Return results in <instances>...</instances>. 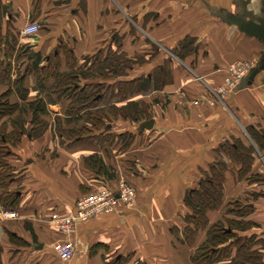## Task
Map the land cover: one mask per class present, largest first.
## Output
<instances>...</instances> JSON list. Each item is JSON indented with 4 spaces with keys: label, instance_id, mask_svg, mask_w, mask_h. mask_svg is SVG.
Wrapping results in <instances>:
<instances>
[{
    "label": "crops",
    "instance_id": "1",
    "mask_svg": "<svg viewBox=\"0 0 264 264\" xmlns=\"http://www.w3.org/2000/svg\"><path fill=\"white\" fill-rule=\"evenodd\" d=\"M243 11L251 19L263 16L264 0H0L3 42L8 37L15 50L29 49L22 69L37 56L44 60L41 65L59 61L64 72L68 55L78 67L98 49L115 50L117 44L129 58L143 60L130 69L129 79L167 74L160 89L118 103L146 104L153 121L150 130H140L143 119L118 117L108 123L111 135H132L126 146L116 136L61 144L49 123L39 137L26 135L11 149L8 162L15 175L9 188L18 195V217L0 221L4 264H108L120 258L126 259L123 264H194L191 255L206 231L199 229L186 241L184 218L190 211L184 197L216 162L225 165L224 191L220 208L206 213L208 222L230 217L228 203H250L255 209L245 219L258 227L238 234L264 239V178L249 179L264 175V71L244 82L248 73L236 90L209 104L228 66L259 64L261 42L235 24L248 21ZM32 22L41 26L39 34L23 38L22 30ZM185 38L190 50L181 59L176 52ZM33 99L30 94L28 101ZM67 104L56 100L46 107L62 116ZM44 120L49 122L48 115ZM248 131L258 134L259 145ZM238 144L252 148L243 177L238 175L242 164L230 157ZM91 157L106 174L86 166L84 159ZM121 180L136 191L133 206L118 203L110 213L77 222L73 256L61 261L53 251L64 239L56 219L73 214L76 201L96 187L115 193Z\"/></svg>",
    "mask_w": 264,
    "mask_h": 264
},
{
    "label": "trees",
    "instance_id": "2",
    "mask_svg": "<svg viewBox=\"0 0 264 264\" xmlns=\"http://www.w3.org/2000/svg\"><path fill=\"white\" fill-rule=\"evenodd\" d=\"M13 43H9L8 37L3 42V36L0 34V99L4 98L3 102L0 101V208L8 210H15L18 201L16 191L9 188L11 178L15 175V169L8 162V158L12 156L11 149L20 143L22 137L30 135L37 138L44 132L47 123L44 118L48 115L47 103H55L56 100L68 103L64 109V117L55 120L56 134L61 144L72 145L96 138H106L107 141L116 136L122 139L123 146H126L132 135H111L110 130L106 129L111 118L118 116L138 123L142 119L145 122L150 120L151 115L148 106L142 102L127 101L121 106L118 103L137 94L147 95L158 90L167 80L165 71L123 79L128 75L127 72L136 58H129L120 51L117 44L115 50L111 46L105 51L103 48L98 49L78 67L69 61L68 55V69L60 72L59 61L52 58L45 65H41L44 60L37 56L28 60V64L22 69L21 65L29 54L28 46L15 50ZM190 44L188 38L180 42L181 52H176V56L182 59L183 52L190 50ZM12 59L20 62V66L15 70L17 77L13 81L11 76L14 71L10 62ZM21 69L24 73L18 74ZM29 76H33L36 82L28 85ZM31 88L33 93H30ZM30 94L34 95L32 101H28ZM10 98H16L17 102H11ZM113 98L117 100L112 101ZM16 115L18 119L15 118ZM74 126H80V130L73 128ZM95 130L98 133L92 134ZM248 133L259 145L258 134L252 131ZM222 147L225 149L224 145ZM251 154L252 148H245L240 144L237 145L235 156L229 154L242 164L239 177L248 173L252 162ZM92 158L84 159L86 166L98 174H106L103 164L100 161H92ZM224 172L225 165L216 162L210 168V173L198 182V187L185 194L184 204L190 211L184 218L186 227L183 232L186 241H191L199 229L206 231V239L191 255V262L218 264L222 260H228L226 264H264V239L256 234H238L258 227L245 219L255 209L254 205L234 201L228 203L225 210L230 217L226 215L212 224L207 220L206 213L222 205ZM263 178L264 175L249 179L260 181ZM260 195L261 192L253 197ZM124 261L125 258H120L108 264H123ZM0 264H4L1 244Z\"/></svg>",
    "mask_w": 264,
    "mask_h": 264
},
{
    "label": "built area",
    "instance_id": "3",
    "mask_svg": "<svg viewBox=\"0 0 264 264\" xmlns=\"http://www.w3.org/2000/svg\"><path fill=\"white\" fill-rule=\"evenodd\" d=\"M41 26L37 23H29L22 30L23 38H32L39 34ZM253 65L248 62H238L227 67L223 86L218 87L209 104L220 100L221 96L232 93L240 85L241 80L251 71ZM136 191L125 180L117 183L116 192L105 188L96 187L75 203V211L66 218L56 219V228L64 236L63 240L53 244V251L61 261H68L73 256V243L71 236L75 232L79 221L96 218L101 214L110 213L116 209L118 203L123 207H132ZM18 214L15 210H0V221L16 220ZM58 220V221H57Z\"/></svg>",
    "mask_w": 264,
    "mask_h": 264
},
{
    "label": "water",
    "instance_id": "4",
    "mask_svg": "<svg viewBox=\"0 0 264 264\" xmlns=\"http://www.w3.org/2000/svg\"><path fill=\"white\" fill-rule=\"evenodd\" d=\"M240 15H242L243 19L245 16V19H247V22L242 21L241 19H236L235 24L238 26L239 30L248 35L249 37H253L258 39L262 47L264 49V15L260 17H256L254 19L249 18L250 13L248 12H240ZM34 54L31 53L30 57H32ZM260 60L259 64L252 68L250 71V74L248 77L243 79L244 82H252L254 80V77L256 74H258L260 71H264V50L260 54ZM153 121L148 120L140 125V130H150L152 128Z\"/></svg>",
    "mask_w": 264,
    "mask_h": 264
},
{
    "label": "rangeland",
    "instance_id": "5",
    "mask_svg": "<svg viewBox=\"0 0 264 264\" xmlns=\"http://www.w3.org/2000/svg\"><path fill=\"white\" fill-rule=\"evenodd\" d=\"M105 51V50H104ZM104 54V53H103ZM133 58H136V60H135V63H133L132 64V66H131V68L130 69H132V67H134V65H136V64H141V62L143 61L142 59H141V57L140 56H137V57H133ZM11 68H12V70L14 71V72H12V76H11V81H13L14 79H16V72H15V70H16V67H19L20 66V62L19 61H15L14 59H12L11 61ZM15 68V69H14ZM21 68H22V66H21ZM24 68V67H23ZM24 73V70L22 71V69L20 70V71H18V74H23ZM128 74L130 73V70H128V72H127ZM129 75H127L126 77H124L123 79H129V77H128ZM34 79L35 78H33V76H29V80H28V85L30 84V83H35L34 82ZM108 82H112V80H108ZM117 99L116 98H113V100L112 101H116ZM0 101H4V98H1L0 99ZM47 114H48V120H49V122H47L46 123V129L48 128V125H50L49 123H51V130L52 131H54V133H57V130L55 129V125H56V122H55V120H56V118H63L64 117V111H63V114H62V116H59L57 113H54V111L53 110H48L47 109ZM17 115H19V114H17ZM15 116V118H17L18 119V116ZM116 118H118V116H116L115 118H111V122L113 121V120H116ZM9 121H11V120H9ZM75 127H77V128H75ZM80 126H74L73 128H75V129H79L80 130V128H79ZM91 127V126H90ZM89 127V128H90ZM100 130H102V129H100ZM100 130H99V132H100ZM94 133H98V131H93L92 132V134H94ZM106 138H103V140H105ZM107 141H112V140H107ZM235 208V207H234ZM244 213V212H243Z\"/></svg>",
    "mask_w": 264,
    "mask_h": 264
}]
</instances>
